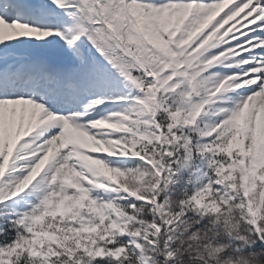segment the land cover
<instances>
[{"label": "snow or ice", "instance_id": "1", "mask_svg": "<svg viewBox=\"0 0 264 264\" xmlns=\"http://www.w3.org/2000/svg\"><path fill=\"white\" fill-rule=\"evenodd\" d=\"M0 264H264V0H0Z\"/></svg>", "mask_w": 264, "mask_h": 264}]
</instances>
